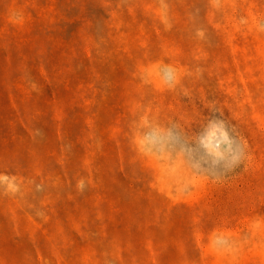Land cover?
<instances>
[{
  "label": "rangeland",
  "instance_id": "obj_1",
  "mask_svg": "<svg viewBox=\"0 0 264 264\" xmlns=\"http://www.w3.org/2000/svg\"><path fill=\"white\" fill-rule=\"evenodd\" d=\"M0 264H264V0H0Z\"/></svg>",
  "mask_w": 264,
  "mask_h": 264
}]
</instances>
